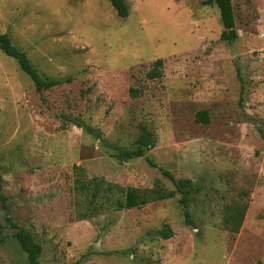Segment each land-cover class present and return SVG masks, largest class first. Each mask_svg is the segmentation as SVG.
I'll return each instance as SVG.
<instances>
[{
  "label": "rangeland",
  "instance_id": "1",
  "mask_svg": "<svg viewBox=\"0 0 264 264\" xmlns=\"http://www.w3.org/2000/svg\"><path fill=\"white\" fill-rule=\"evenodd\" d=\"M123 1L126 18L107 0H0V35L70 79L36 92L0 52V264H29L7 217L39 264H264V0H232L231 43L209 0ZM143 130L146 157L194 188L185 209L179 193L114 209L121 190L175 191L146 157L117 159ZM234 206L247 207L237 233Z\"/></svg>",
  "mask_w": 264,
  "mask_h": 264
},
{
  "label": "trees",
  "instance_id": "2",
  "mask_svg": "<svg viewBox=\"0 0 264 264\" xmlns=\"http://www.w3.org/2000/svg\"><path fill=\"white\" fill-rule=\"evenodd\" d=\"M112 8L116 11V14L120 18L128 17V7L123 0H107ZM209 4H213L218 10L220 23L222 26V32L220 35V40L223 42H234L237 39V33L235 30V17L232 5V0H209ZM0 52L6 57L14 60L18 65L21 72H23L32 82L36 92H41L44 90H49L54 87L62 86L70 82V79L63 80H52L44 75L40 74L30 63L27 55L15 47L7 34L0 35ZM162 67V61L157 60L154 62V69L151 71L150 77L156 78L159 76V69ZM198 119L202 123H208L209 119L205 112H200L197 114ZM85 131L91 135L99 138L92 129L84 127ZM155 146L154 136L143 130L135 140L133 147L129 149H120L114 147L117 151V159L127 162L130 160H135L139 158H145L146 153L153 149ZM149 166L158 168L155 163H153L149 158H145ZM159 171L168 178L175 186V191L173 192H162L160 190L154 189L146 191L144 193H139L137 190L129 188L126 190H121L123 198H118L115 201L114 209L117 211L131 210L135 208H140L150 202L162 201L174 198L177 193L181 195L180 203L185 209L187 207L189 196L194 192V188L190 185L188 181H176L167 171L158 168ZM1 181V180H0ZM76 185L82 191L88 189V183L80 178L76 179ZM97 186V184L95 185ZM93 199L95 194H93ZM0 203L2 208L8 212V206L6 200L0 195ZM247 210L246 206L243 207H232L226 218V226L230 232L237 233L242 225L245 212ZM184 217L187 224H192L189 218V214L184 211ZM7 223L10 225L12 230L16 231L15 237L21 246L23 252L28 256L29 264H39V257L41 254V247L33 241L28 232L20 228L18 225L13 223L10 217L6 218ZM157 236L162 239H169L172 237L173 233L168 227H163L161 230L156 232Z\"/></svg>",
  "mask_w": 264,
  "mask_h": 264
}]
</instances>
